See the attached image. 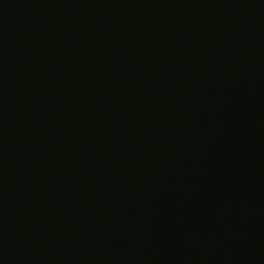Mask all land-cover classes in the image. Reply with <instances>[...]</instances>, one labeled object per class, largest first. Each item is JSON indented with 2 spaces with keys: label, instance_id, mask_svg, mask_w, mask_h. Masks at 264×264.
Instances as JSON below:
<instances>
[{
  "label": "water",
  "instance_id": "95a60500",
  "mask_svg": "<svg viewBox=\"0 0 264 264\" xmlns=\"http://www.w3.org/2000/svg\"><path fill=\"white\" fill-rule=\"evenodd\" d=\"M0 264H264V0H0Z\"/></svg>",
  "mask_w": 264,
  "mask_h": 264
}]
</instances>
